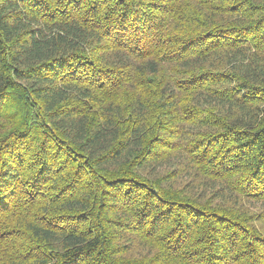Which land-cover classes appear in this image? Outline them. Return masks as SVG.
<instances>
[{
    "label": "trees",
    "instance_id": "trees-1",
    "mask_svg": "<svg viewBox=\"0 0 264 264\" xmlns=\"http://www.w3.org/2000/svg\"><path fill=\"white\" fill-rule=\"evenodd\" d=\"M0 264H264V0H0Z\"/></svg>",
    "mask_w": 264,
    "mask_h": 264
}]
</instances>
